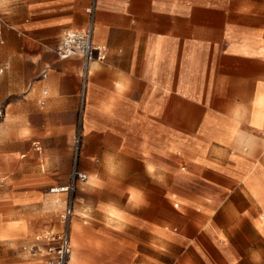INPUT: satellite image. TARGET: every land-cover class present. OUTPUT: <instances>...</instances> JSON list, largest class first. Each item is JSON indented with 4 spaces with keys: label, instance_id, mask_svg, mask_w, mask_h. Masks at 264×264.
Masks as SVG:
<instances>
[{
    "label": "crops",
    "instance_id": "1",
    "mask_svg": "<svg viewBox=\"0 0 264 264\" xmlns=\"http://www.w3.org/2000/svg\"><path fill=\"white\" fill-rule=\"evenodd\" d=\"M0 18V252L64 230L49 190L70 179L82 60L55 51L93 21L68 264H264V151L247 142L264 0H8Z\"/></svg>",
    "mask_w": 264,
    "mask_h": 264
},
{
    "label": "built area",
    "instance_id": "2",
    "mask_svg": "<svg viewBox=\"0 0 264 264\" xmlns=\"http://www.w3.org/2000/svg\"><path fill=\"white\" fill-rule=\"evenodd\" d=\"M3 25L4 23L0 18V36L2 35ZM94 31L95 25L93 21L90 22L89 26L84 31L66 30L63 33L59 45L55 51L61 60H66L72 57H80L82 60V102L79 110L80 119L78 126H76V131L74 133L71 146L72 161L70 179L67 185L51 188L49 190V192L52 194L65 195V211L62 216L64 230L59 237L62 241V245L57 250L59 258L58 264H68L71 254L69 226L71 218L74 215L75 197L78 191V185L86 180V175L80 170L83 144L84 98L87 89L88 78L90 76V66L96 58V52H99L97 56L98 59H104V56L100 54V49L96 48L94 44Z\"/></svg>",
    "mask_w": 264,
    "mask_h": 264
},
{
    "label": "rangeland",
    "instance_id": "3",
    "mask_svg": "<svg viewBox=\"0 0 264 264\" xmlns=\"http://www.w3.org/2000/svg\"><path fill=\"white\" fill-rule=\"evenodd\" d=\"M79 119L80 114L78 112L76 126H78ZM254 134H256L258 138L249 136V141H247L249 146L263 149L264 151V130ZM63 197H65V195H63ZM61 233L43 237L37 241V246L31 247L28 245L19 244L7 251H1L0 264H58L59 258L57 250L62 245V241L59 238Z\"/></svg>",
    "mask_w": 264,
    "mask_h": 264
},
{
    "label": "clouds",
    "instance_id": "4",
    "mask_svg": "<svg viewBox=\"0 0 264 264\" xmlns=\"http://www.w3.org/2000/svg\"><path fill=\"white\" fill-rule=\"evenodd\" d=\"M7 3H8V0H3V4H0V7H3V8H6L7 7ZM93 67H96V65H93ZM122 90H126V89H123ZM53 93L49 92V91H42L41 92V99L38 101V103H43L44 102V99L47 98L48 96L52 95ZM16 120H20V119H23L25 121V124L22 128H20L19 132H18V138L19 139H26L30 136V132H31V129H30V126L28 125L27 123V117L24 116V117H16L15 118ZM2 142V141H0ZM93 162L95 161V156L91 157L90 158ZM105 166H106V170L109 171V172H112L115 170V165H114V158L110 155H106V159H105ZM90 183H98V176L96 174H93L91 177H90V180H89Z\"/></svg>",
    "mask_w": 264,
    "mask_h": 264
},
{
    "label": "bare ground",
    "instance_id": "5",
    "mask_svg": "<svg viewBox=\"0 0 264 264\" xmlns=\"http://www.w3.org/2000/svg\"><path fill=\"white\" fill-rule=\"evenodd\" d=\"M70 247H71V251H72L71 241H70ZM70 255H71V254H70Z\"/></svg>",
    "mask_w": 264,
    "mask_h": 264
}]
</instances>
